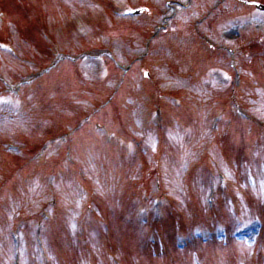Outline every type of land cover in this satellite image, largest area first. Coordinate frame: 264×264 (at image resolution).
Returning a JSON list of instances; mask_svg holds the SVG:
<instances>
[{"label":"rangeland","instance_id":"1","mask_svg":"<svg viewBox=\"0 0 264 264\" xmlns=\"http://www.w3.org/2000/svg\"><path fill=\"white\" fill-rule=\"evenodd\" d=\"M0 1L4 2V0ZM103 1L107 2L109 6L115 3L116 5H118V9L129 8V6L136 5L139 2H145L144 0ZM152 1L154 5H156L160 9L172 13L174 12L175 6L186 5L189 2V0ZM221 1L222 0H191L188 5H190V8L191 6L195 7V9L197 8V12L195 9H193V13H191L187 17L189 18L192 16L191 21H193L195 16L198 14L201 18H203L205 15L207 17L212 11L211 8ZM259 1L264 2V0ZM82 2L83 3L81 4L78 3V5L71 2L70 0H36V3L38 4L36 6L38 7L37 10L36 8H34L35 6L30 5L28 2H26V0H19V6L15 5V0H7L8 4H14L12 8L15 11L17 10L16 7L20 8V11L21 9H23L24 12L21 11V13H25V17H27L23 22L19 20L16 21L15 19H18L17 15L12 10V21L7 22L9 26L8 31L9 34H11L10 38H12L13 41H10V39L5 41L11 42L17 54L20 56H13V58L11 59V57L9 56H6V58L4 55H0V67H3V71H1V73L3 72V78L1 77V79L5 80L7 84V90L15 91L14 89L18 86L19 82L30 80L31 78L36 76L39 77L41 74H43L44 67L52 65L54 59L56 60V58L60 56V52L73 58H79L81 55H84L86 53H91L94 51H101V53H103L107 51V53L109 54L106 56V61L108 62V66L110 68L112 67V70L115 71L110 78L111 83L109 86H111L112 92L123 89L122 84L126 79H128L129 81V76L131 73H139L136 72V68H134L128 75L126 74L133 68L136 59L140 60L139 62H142L141 60H145L147 64H152L154 68L158 69H160L162 66L160 64L155 66L153 61L157 63L163 62L162 64L167 65V68L162 71V77H159L160 73L158 72L159 76L157 75V77L153 78V82L150 83L151 86L149 85V82H146L145 88L152 92L154 91L155 84L157 90H159L162 94L161 98H163V96L168 97L167 94L181 95L183 97L182 102L184 107H187L189 109L185 112L186 116L187 118L194 121V123L191 124L197 126L199 121L203 123L204 119L201 115L202 110L204 108L207 109L208 105H211L213 94L210 93L208 95L206 93L201 79L196 78L199 77V74L193 75V73L196 71V67L192 65L191 59L189 58L188 61H185L186 59L184 54L189 53L188 46L183 44L186 37L182 35L181 44L178 42H175L173 44V46L179 45L181 48V52L177 53L174 50L171 51L170 48L164 49L165 47L169 46L168 42H161V45L165 46L161 49L154 48L156 42L149 43L148 48L145 47L142 43L140 45H136L135 41L138 42L141 39V36L139 34L133 35L136 36L134 38L133 36H131L132 34H129L131 33V31L128 33L122 29L117 30L122 22L123 24H127L124 25V27L130 26V24L132 25L133 20L131 18L125 16L124 19L114 20V17L110 12L106 11L105 9L96 8V5L94 3H89L91 1L85 0ZM225 4L226 9L220 10L217 14H215L216 12L210 14L211 17H214L219 21L218 23L217 20L215 22L213 21V23H210V26H212L214 30H222L223 35L230 38L231 41L236 39L235 36L237 35L238 31L241 34L244 33L245 37L242 38L246 40V42L250 41V43L248 44L252 43L251 52L255 47H257V49H260V52L264 51V43L260 44V40H258L257 38L258 34L261 38L264 37V17L258 12V10L249 12V7L239 8L238 11L231 13L230 11H228L231 10V7L227 2H225ZM4 8L9 11V14L11 16L10 8L8 6L2 7L3 10ZM114 8L117 10L115 6ZM182 10L185 11V9ZM226 11L227 13H225ZM36 13H38L40 15V18L43 20L35 21L33 17L32 19L30 18L31 14L35 15ZM232 14L234 15V17H231ZM237 14H239V18H236ZM145 19H147L146 22H149L150 20L148 18ZM228 19L230 20L228 21ZM103 24L111 27L108 29L101 26L98 27V25ZM149 26L155 25H148L146 26V28L148 29ZM186 26L192 31L191 38H194L196 32H200L201 34L205 35V30H203L205 23L203 22L197 23L193 21L191 23H188ZM178 27L181 28V24H179ZM33 28L36 30L35 33H33ZM161 33L162 31H160L159 29H155V34L157 35V37ZM4 38H8L7 32L4 33ZM43 40L44 43H42ZM141 40L145 42L144 38H142ZM84 43H87V45ZM151 47L152 49L150 51ZM177 49L179 48H175V50ZM234 49L236 50L237 48ZM254 52L255 51H253V53ZM1 53L8 55L6 51H1L0 54ZM208 54L213 60H215L219 52L211 51ZM229 63L234 65L239 64L238 66L241 68L240 73L242 76V83L235 93L234 106L240 107L245 111L248 110V108H251L249 106V104L251 103L257 105L258 107H264V99H260V91L257 89V87L261 88V84H264V62H261V58L257 59V57L254 55L245 57V55L235 54L232 58L229 59ZM70 67L72 68L70 69ZM172 69L176 70L177 72L173 74ZM73 75H76L75 80L74 78H72ZM105 75V71L99 69V67L95 63V60L88 59L84 56H81V63L79 61L76 63L75 59H72V62L69 59H61L56 69H53V72L48 77H43L42 79L39 78V80H45V82H41L43 84L39 83L40 88H29L35 87L36 84L27 86V93L25 94H33L28 98V104L25 108H29L28 111L30 112L33 111V113L36 114L37 112V114H39L41 111H38L36 108H32L31 102L35 100L34 97L40 96V92L46 93L47 95L49 94L48 98L50 101L53 100V106L55 107V110L57 112L56 114L54 113V115H56L54 119L59 122L56 126L55 120L53 119V126H56V128L65 126L72 129V123L68 124L66 121L61 119L64 114H67L69 116L68 119H75L73 121V124L75 128H77L80 123V119L97 107V105L95 104V107H91L90 103L88 102L91 101L98 104H103L108 100L106 98H97V92L102 89V86H98L96 82L98 79L103 78V76ZM62 81H64V83H62ZM110 81H108V83ZM60 82L61 84H59ZM132 83L134 84L135 81H132ZM63 84L67 85L68 89H70L69 87L71 85L75 84V87L73 88L74 90L72 89V91L74 92L73 96L69 92L68 94H63L62 91L57 89L59 88V85L61 87H65V85ZM95 85L99 87L97 91L96 89L98 87H96ZM135 85L136 84L132 85V87L130 85L129 88L136 89L137 87H134ZM44 86H50V90L44 89ZM52 90L55 92H52ZM13 93L15 94V92ZM11 95H9L8 97L12 98ZM69 97L73 100H68ZM13 100V103L11 101H8V104L4 107L1 105L2 102H0V205H3L0 206V264H13L12 251L15 248V245L12 243L9 229L10 227L11 229H13V226L16 224L15 221L18 219V217H20L18 213L22 212L28 207L21 203L26 202L28 204L29 201V206H32L33 204H35V200L38 196L32 195L30 198L29 194L32 193V191H42L44 189L42 183H39L38 185L36 184V186H33V188L30 189L23 188L22 183H28L32 178L36 176L35 172L38 165L49 164V166L45 167H51L49 169L50 171L57 169L60 172L56 174L61 175L62 179L65 178L67 179V181L69 180L71 182H75L72 185L70 183L68 185L67 182H61L60 189L62 193L59 189L54 190L55 195L59 197L58 204L59 202H61L59 204V207L57 205L58 210L60 212H64L61 214V218L63 219V221H59L62 223L65 230L60 228L59 231L62 233L54 232L53 235L51 232L45 233L46 246L50 247L51 252H53L57 247H60L57 251L61 254V256L64 257H60L61 262L59 261V264H114L112 260L113 256L117 257V259L123 261L125 264H189V257H195L197 255V253L195 252L197 249H201L204 252V259L200 260V262L197 263H193L195 261L194 258L192 260L190 259V261L192 262H190V264H228L225 261V258H223L224 255L221 256L220 251L222 248H225L223 247L225 246L224 241L221 243L208 244L205 246L198 245L199 242L197 241L189 247V252H179L174 244L176 239L178 238H176L177 233L181 234V232L188 230L189 232L187 231L188 233L184 236L180 235L179 239H182V237L193 239V227L190 228L192 223L195 222V225L201 226L205 224V222L211 221L209 213L205 211V203L208 195L211 193L210 189H212L213 185L217 183V177L214 176L217 175L215 174L216 168V170H220L218 168L228 170V175L231 181L236 177V174H241V172H244L243 177L240 175L237 183H239V186L241 184L240 187L246 190L249 196L253 199V206H249L251 203L249 201V196H244L239 200V203L242 204H239V206H241L240 211H242L246 217L252 216L258 209V204L260 205L264 203V151L261 152L260 158H257L254 163L253 156L254 152L256 151V142H248L246 146L241 149L237 144L232 143L231 140V148H228L227 146H223V142L221 141V139L219 140L218 137H221V135L218 136L216 134L217 137H214L216 140L214 144L220 145L221 148L218 149L217 146L212 147V142V144L210 145V150L207 151L206 155L200 161H204V168H202L203 166H197V161H199L201 158V156H199L201 155V152L198 153V151L195 150L198 148L200 142L199 140L195 139L196 135L195 137L192 136L194 137L192 139V137H189L187 133L183 132L182 135H176V133H174L175 131L171 132L170 130H168L165 132L166 136L164 139V148L162 149L163 152L162 154L159 153L158 159L161 160L160 168L155 167L156 161L151 156L143 155L142 158L144 159L143 166L145 167V179L138 182L134 180V182L140 184L145 182L146 189L148 190V194L150 195L155 191L156 180L158 178L160 179V176L163 177L165 183L167 184L166 187L168 186L170 189V195L176 197L180 201H183V204L189 207L191 213H187L185 209V213L177 216L178 210L181 209L179 207L181 202H179V204H174L175 206L173 212L172 209H170V211L166 209L164 211L165 215L169 213V217H164L161 220H158L159 211L154 208H151V210L149 211V215L151 214L152 217H133L132 219V217H123L121 211L115 210L114 204L116 202V198L113 199L111 197V199H108L109 196L106 198L101 197L103 198V207L101 206L99 209L102 210V216L96 218L91 217V219L88 220L89 223H86V226L83 225L82 228H79L80 235L85 233L84 239L82 240L89 243L88 245L85 244L86 248L84 250L82 247H78L74 243V241L76 240L75 238L68 239V237H71V234L68 232L70 230L67 229V225L69 228H74V220L78 218L77 216L82 209V201L85 199L84 196L80 195L81 193L79 192L83 191L82 187L84 186L80 180L82 176V174L80 173L81 171L78 173L79 175L77 178H73L70 175L73 172L71 167L72 165H69L68 160L72 157H75L74 160L76 162V169H78L77 165H79L84 171L87 170V172L89 173V177H91L94 181H97L96 191L98 194H100L99 191L112 192L114 190L113 182H115L114 174L116 172V168L111 163L118 160L117 156L118 158H121L120 153L116 152L119 148V143L117 144V142H106L111 144H108L109 147H107L104 142V146H102L103 151L100 150L99 152H97L95 150H92V147H89L92 146V144H87L84 136L82 137L79 134H72V137H74L75 140L79 141V145L83 144L80 142L84 141L86 143L85 147L83 146V148H81L78 145L76 151L74 149L75 153L74 151H71L70 153H67L66 151V153H60L59 156V149H57V147L55 157H47V160L45 159V161H41V158H38L35 160V165H33L29 161H32L31 159L34 155L33 153L36 152L35 148L32 150L30 147L26 146L25 148L27 151L24 150V155L15 156L12 155L11 152H7L4 150V141H12L14 143L19 142L18 144H22L23 139L30 137L33 138V142H39L37 143V148L40 144L42 146V138H45L46 136L49 138H54L63 132H61L60 134H55V136L53 134H50L54 131V129L53 127H51L50 123L44 121L45 119H40L42 121H30L29 124L31 125V127L25 129L27 123L25 114L23 115V113L19 111L20 104L18 100L16 98ZM40 101L41 103L39 101L38 102L41 105L46 101V98H41ZM164 101L165 102L163 106L165 105L169 110V117L174 119L172 110L170 109L172 105L170 104L169 99L167 98ZM115 102L116 104L118 103L117 100H115ZM120 104L122 112L124 113L123 119L126 122L127 126L125 132L128 134V136L126 137L129 138L131 133L142 136V138L145 139L143 142L145 148H150L151 151L152 149L154 150V147L157 143V134L153 131V129L156 126L157 121H149L151 123L146 127L145 124H142V126L139 127V129H141L134 132L135 128H137V124L141 125V123H143L141 120L142 118L140 112H136L134 103H130L127 99V96L126 100H121ZM139 107L141 108L140 110H142L143 107ZM262 110L263 112H261V115L264 117V109ZM28 111L26 116L29 114ZM4 113L6 114L1 115ZM11 113H13L15 118L13 120H10L12 119ZM42 115L43 112L39 116ZM51 115L52 113L49 116ZM116 116L117 115L115 113V117H110L114 121L112 129H115L114 126L118 124V121H120V119L116 118ZM118 116L120 115L118 114ZM198 118L200 119L198 122H196ZM97 120L98 119H96V124H98L99 122L109 128L107 122L101 121V117H99L98 122ZM203 128L206 129V131L208 129L210 130V127L206 126V124L203 126ZM91 129L93 130L94 128L91 127ZM87 130V126H85L82 129V132H85V135H87ZM115 130L120 133L122 131V128H116ZM206 131L203 130L202 135H206ZM44 132L46 133V135L44 134ZM244 134L247 135L250 139L253 137V139L256 140L257 138V135L255 134V130L253 128H244ZM237 136L238 134L236 135V137ZM115 138L116 137H114L113 139L106 138L104 140L112 141ZM237 138L240 139L241 137ZM69 140L72 139L70 138ZM132 140L133 138L130 140V142ZM134 142L135 141L133 140V143ZM237 142L239 143L240 141L237 140ZM239 144H241V147L244 146V143ZM33 145L34 143L31 146ZM178 149H181V151L178 152ZM111 151L115 152H113L114 155L109 153ZM151 151L149 155H151ZM221 152H227V154H222L217 157V155ZM94 155L98 157H96V162L93 160L95 159ZM124 156L126 157L128 170L131 169L133 171L131 175L138 176L140 172L138 169L139 161L136 159L137 154L132 157L129 155L126 156L125 154ZM252 159V165L254 164L255 168L259 169L258 172L261 173L258 174L257 172H254L255 170L252 168L247 169V172H245V170L242 168L244 165L243 163L248 164ZM59 161H63L62 164H57L54 167V164H56V162L58 163ZM165 161H167L171 166L168 167L166 163H164ZM102 162L107 163L106 169L103 170V176H101V172L104 166H100ZM258 163L262 167L261 170L260 166L258 167ZM6 164L9 165L7 167H4ZM166 166L168 167V171L165 170ZM136 170H138V172ZM159 174L161 175L158 177ZM12 175L14 178L12 177ZM10 176L12 177L10 180L11 182H7L8 177ZM26 177H31V179L29 180ZM45 183L46 185L54 184L53 188L59 187L58 183H53V181L51 180H45ZM65 184H67L68 186H65ZM78 184L80 185L78 186ZM89 184L90 186L95 187V183L93 184L92 180L91 182H89ZM143 189L144 188H142V190ZM239 193L240 192H238V194ZM12 195H16V197L10 202L9 199L12 198ZM41 196L44 197V195ZM23 198H26V201L21 200ZM51 199L52 198L50 197L48 202H50ZM151 199L152 198H150V200L147 202L150 203ZM48 202L47 204H49ZM244 203H247L249 211L244 210ZM41 206L42 205H40V207ZM71 208H73V210H71ZM167 208L169 207L167 206ZM46 209L49 213H53L56 207H53V205H51L50 207L47 206ZM62 209L65 211H63ZM34 211L27 210L23 217H30V215L34 214ZM230 211L231 209L229 207H225L223 209H220L219 213H222L221 216L229 218L228 216L231 213ZM195 214L196 217L193 216ZM249 219H253V217H250ZM230 221V226L232 225V227L239 224L236 220H234V217L233 219L231 218ZM51 226L53 227V229H58V220L53 221V224H51ZM27 227L28 225L25 224V227L20 229V232L22 230V235L27 234V236L31 238V232L34 231L35 228H33L32 230ZM253 238L254 235L250 238L243 239L245 240L243 243H238L236 245L238 249H232V247L234 248V246L228 245L227 247H229V251H227V254L234 255V253L241 252V255L245 258L244 254L242 253L246 250H251L252 247L254 249L257 248L259 252V249H261L263 242L258 239L257 245H254L255 241L253 242ZM228 243L232 244V242ZM25 248H27V246H25ZM66 250L67 252H65ZM263 250L264 249H261L260 252ZM57 251H55L56 259L59 258ZM62 252L67 253V256ZM116 252H118V255H114L116 254ZM7 253L9 255L8 263H5V259L3 257L7 255ZM179 253L183 254L179 255ZM26 257L28 258H22V264H41L40 260L42 262V257L40 256V259H37L34 252L27 253ZM69 257H71L70 260ZM257 257L258 255L256 256V258ZM200 258L201 256L196 257L197 260H199ZM244 258H239L240 262L249 259ZM260 258H262L261 263H263L264 253L261 254ZM207 259H209V261H212V259H215L217 261H212L209 263ZM237 259L238 257H233L230 260L236 261ZM243 264L248 263L245 261Z\"/></svg>","mask_w":264,"mask_h":264}]
</instances>
